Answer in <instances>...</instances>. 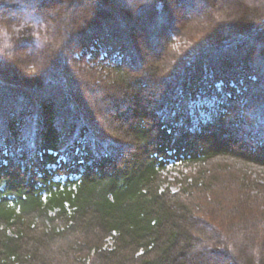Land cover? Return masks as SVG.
<instances>
[{"label": "trees", "instance_id": "1", "mask_svg": "<svg viewBox=\"0 0 264 264\" xmlns=\"http://www.w3.org/2000/svg\"><path fill=\"white\" fill-rule=\"evenodd\" d=\"M206 1L0 0V264H264L258 174L210 166L264 171V0Z\"/></svg>", "mask_w": 264, "mask_h": 264}, {"label": "rangeland", "instance_id": "2", "mask_svg": "<svg viewBox=\"0 0 264 264\" xmlns=\"http://www.w3.org/2000/svg\"><path fill=\"white\" fill-rule=\"evenodd\" d=\"M216 1H217L216 4H214L215 5L214 6L215 10L217 9V7H219V5H222L223 9H224V4L223 3L219 4L218 0H216ZM212 2H213L212 0H207L206 1V4H207L206 9L208 8V5H210V3H212ZM230 5L233 6V3L230 2ZM219 14L220 15H224L223 12H221V13L218 12V14L217 13L214 14L213 17L216 18L217 16H215V15H219ZM197 15H199V14H196V16ZM229 15H227L225 17V19L230 20L229 18L231 16H229ZM200 24H201V22H200ZM49 34H51V33H49ZM134 38H135V35H134ZM255 49H256V43L251 42L245 48L244 53H246V55L248 56ZM92 100H93V98H92ZM105 119H108V121H105ZM101 121L103 122V127L105 129H107V134H108L107 136L114 137L116 139H120V137H118L119 135L115 133V132H119L118 125L116 124V126H115L114 124L111 123L112 120H109L108 114L105 115V117L102 118ZM210 166L211 167H215V166L222 167V168H225L226 171L228 170V171H232L234 173H237L239 171L243 172V173L251 172V174L252 173H256V174H258V176L260 178L258 180V182L262 183V185H264V171L263 170L262 171H256V170H253V169L246 170V169H244L245 167H242L238 163H235L234 161H231V160H215V161L211 162ZM208 167H209V165H208ZM198 170H199V168L194 166V165H185V164L179 165L177 162H175L173 160L169 161V163L167 164V166L164 168V170L161 173V175L163 176L162 179H165L163 186L168 187L173 192H176V191H178L179 188L182 187L184 179L187 178V180L189 181V177L192 176L194 174V172L195 171L197 172ZM72 179L75 180L77 178H72ZM55 180H59V178L56 177ZM62 181H64V178H62ZM107 245L108 246L111 245V241L110 240L107 242Z\"/></svg>", "mask_w": 264, "mask_h": 264}, {"label": "clouds", "instance_id": "3", "mask_svg": "<svg viewBox=\"0 0 264 264\" xmlns=\"http://www.w3.org/2000/svg\"><path fill=\"white\" fill-rule=\"evenodd\" d=\"M7 28V21L3 18H0V32L5 31Z\"/></svg>", "mask_w": 264, "mask_h": 264}, {"label": "bare ground", "instance_id": "4", "mask_svg": "<svg viewBox=\"0 0 264 264\" xmlns=\"http://www.w3.org/2000/svg\"><path fill=\"white\" fill-rule=\"evenodd\" d=\"M248 115H250L251 117H250V119H252V122H254L255 121V114L253 113V116L251 115V114H248ZM249 119V120H250ZM255 134H256V132H255ZM259 136V135H258ZM258 136L256 135V136H251L250 138L251 139H253V141L256 139V138H258Z\"/></svg>", "mask_w": 264, "mask_h": 264}]
</instances>
